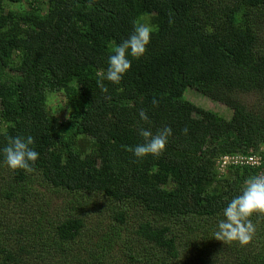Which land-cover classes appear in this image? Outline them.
Wrapping results in <instances>:
<instances>
[{
  "label": "trees",
  "instance_id": "16d2710c",
  "mask_svg": "<svg viewBox=\"0 0 264 264\" xmlns=\"http://www.w3.org/2000/svg\"><path fill=\"white\" fill-rule=\"evenodd\" d=\"M7 1L0 148L30 134L39 158L31 172L0 161V264H264V214L251 217L246 245L214 235L227 201L259 173L221 172L219 159L264 151V107L237 97L264 99V0ZM144 17L156 26L146 54L101 92L98 71ZM187 88L231 118L186 100ZM49 93L74 103L66 120L47 110ZM165 124L164 152L134 157L138 127ZM45 193L68 201L42 205Z\"/></svg>",
  "mask_w": 264,
  "mask_h": 264
},
{
  "label": "clouds",
  "instance_id": "9594fccd",
  "mask_svg": "<svg viewBox=\"0 0 264 264\" xmlns=\"http://www.w3.org/2000/svg\"><path fill=\"white\" fill-rule=\"evenodd\" d=\"M171 23V20L169 21ZM156 31V26L149 19L134 20L131 32L115 44L107 56L106 68L97 73V87L106 93L108 88L105 81L119 84L124 75L130 70L133 59L143 57ZM155 106L158 101H152ZM139 120L149 122V116L144 109L138 112ZM187 128L182 132L186 134ZM173 134L170 125H163L153 132L150 128L138 127V135L142 142L130 147L137 159L151 155L158 157L164 152L169 138ZM32 135L9 136L7 143L0 148V161L11 170L31 172L39 158V153L33 147ZM254 214H264V175L249 176L241 186L239 193L229 199L222 210V218L218 220L214 233L217 240L237 242L243 246L254 237L256 226L251 217Z\"/></svg>",
  "mask_w": 264,
  "mask_h": 264
},
{
  "label": "rangeland",
  "instance_id": "374dc122",
  "mask_svg": "<svg viewBox=\"0 0 264 264\" xmlns=\"http://www.w3.org/2000/svg\"><path fill=\"white\" fill-rule=\"evenodd\" d=\"M23 1V0H21ZM25 4V3H24ZM7 5L12 9V10H20L22 6L20 2L16 1H7ZM142 19H148V17H144ZM186 100L194 103L197 106H200L204 108L205 110H211L213 112H216L218 115L222 116L226 120H229L231 118V110L225 107L224 105L217 103V102H212L208 98L204 97L200 93H196L194 90L191 88H187L184 92L183 96ZM238 99L246 106V107H251L254 108L257 105H262L264 107V99L257 97L253 93H239L237 95ZM74 105L73 102L67 101L63 95L58 94V93H49L47 96V101H46V108L47 110L53 114V116L59 120L60 122L66 120L71 113L72 106ZM46 197L42 200H40V204H45L46 200L48 201H56V204H58L60 207L63 206L65 203L61 204L63 197L57 196L53 193H45ZM5 203L6 201L3 200ZM35 206V205H34ZM33 206L34 210L35 207ZM58 206V207H59ZM59 207V208H60ZM24 209H21L23 212ZM54 210V209H53ZM52 209L48 211L49 215H52L53 213H61L59 209H57L55 212Z\"/></svg>",
  "mask_w": 264,
  "mask_h": 264
},
{
  "label": "built area",
  "instance_id": "2783aa9c",
  "mask_svg": "<svg viewBox=\"0 0 264 264\" xmlns=\"http://www.w3.org/2000/svg\"><path fill=\"white\" fill-rule=\"evenodd\" d=\"M263 153V149L260 148L248 156H223L218 161L219 170L222 172L223 168L229 165L250 166L259 170L258 175H264Z\"/></svg>",
  "mask_w": 264,
  "mask_h": 264
}]
</instances>
